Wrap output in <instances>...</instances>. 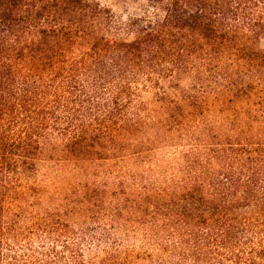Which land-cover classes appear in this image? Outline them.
Masks as SVG:
<instances>
[{"label": "trees", "instance_id": "1", "mask_svg": "<svg viewBox=\"0 0 264 264\" xmlns=\"http://www.w3.org/2000/svg\"><path fill=\"white\" fill-rule=\"evenodd\" d=\"M0 0V264H264V0Z\"/></svg>", "mask_w": 264, "mask_h": 264}, {"label": "rangeland", "instance_id": "2", "mask_svg": "<svg viewBox=\"0 0 264 264\" xmlns=\"http://www.w3.org/2000/svg\"><path fill=\"white\" fill-rule=\"evenodd\" d=\"M96 1H98L102 5L111 7L114 14L117 17H120L123 19L127 18V16L132 12L133 13L140 12L139 6H137V4L130 2L128 0H96ZM255 47L257 49L264 50V37L259 38L256 41Z\"/></svg>", "mask_w": 264, "mask_h": 264}]
</instances>
